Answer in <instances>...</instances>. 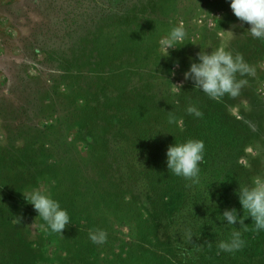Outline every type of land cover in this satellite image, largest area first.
Listing matches in <instances>:
<instances>
[{"label": "rangeland", "instance_id": "obj_1", "mask_svg": "<svg viewBox=\"0 0 264 264\" xmlns=\"http://www.w3.org/2000/svg\"><path fill=\"white\" fill-rule=\"evenodd\" d=\"M177 24L186 45L161 58L158 41ZM248 27L227 0H0V203L10 200L25 219L22 233L45 248L42 257L51 233L22 196L34 188L68 213L110 219L118 238L102 251L133 236L176 262V248L186 247L178 231L187 236L232 207L222 184L230 197L238 184L264 178V41ZM208 45L242 54L255 69L238 75L247 80L239 96L217 102L184 81L189 58ZM190 104L203 115L187 114ZM188 139L205 144L197 184L165 164L167 147Z\"/></svg>", "mask_w": 264, "mask_h": 264}, {"label": "clouds", "instance_id": "obj_2", "mask_svg": "<svg viewBox=\"0 0 264 264\" xmlns=\"http://www.w3.org/2000/svg\"><path fill=\"white\" fill-rule=\"evenodd\" d=\"M227 2L234 16L242 24L249 26L246 31L253 38L264 41V0H227ZM231 27H235V25ZM187 38L188 33L183 24L173 26L158 41L161 53L165 54L161 58L169 57L170 50L184 47ZM199 49L194 58H189V67L183 73L184 81H191L193 89L199 90L209 99L217 102H220L225 96L233 98L239 96L241 89L247 84V80L238 79V75L240 77L254 75L255 69L244 60L242 54L233 53L224 46L215 49L211 45L204 48L199 46ZM177 68H179V61H176L173 69L170 70L171 76H175ZM160 76L166 79L164 76ZM174 86L176 91L181 92L183 82ZM185 111L197 118L203 115L194 104L188 105ZM168 123H176V117L170 115ZM204 152L203 140L188 139L179 143L175 141L166 149V168L173 175L191 181L192 184H197L200 178L199 165L204 159ZM235 195L238 197L240 210L234 207L226 208L223 210L222 216L228 225H239V227L231 232L229 239L219 242L218 247L224 252H234L244 247L245 241L242 234L248 231L246 220L251 219L255 225V231H264V178L256 177L250 184H238ZM22 196L37 213V217L42 219L52 232L62 235L66 226L71 224L67 210L62 208L59 201L49 193L34 188L23 193ZM89 238L93 243L102 244L106 241L107 233L102 229L90 230Z\"/></svg>", "mask_w": 264, "mask_h": 264}, {"label": "trees", "instance_id": "obj_3", "mask_svg": "<svg viewBox=\"0 0 264 264\" xmlns=\"http://www.w3.org/2000/svg\"><path fill=\"white\" fill-rule=\"evenodd\" d=\"M141 172H146V167H139ZM142 184L143 190H147L146 196L151 194L148 178ZM228 181V180H227ZM221 196L233 197L231 208L240 210V204L235 192L230 197L226 195L229 188L226 184L221 186ZM232 192L233 189L231 188ZM6 204L0 203V264H231L230 260L236 259L241 263L264 264V231H255V225L251 219L245 221L248 231L243 232L244 247L234 252H224L219 249L221 241L230 238L231 232L237 230L239 225H228L222 216L224 207L216 214H208V217L200 224L199 230L187 233L178 231V237L182 239L184 246L176 248V262H172L173 255L168 251H160L153 243L143 239L128 237V241L121 243L119 249L113 247L108 251H102L108 241H115L118 233L110 219H100V223L86 219L78 213H68L71 224L66 226L62 235L52 232L50 229L53 248L47 258L42 257L45 248L30 235H24L25 219L17 217L8 208L10 200L2 199ZM148 204H153L148 199ZM153 209L144 210L150 217ZM150 213V214H149ZM242 215V212L240 213ZM131 228V222L126 221ZM102 229L107 233L106 241L102 244L93 243L89 238V231ZM131 235H134L133 230ZM163 237V235H161ZM193 239L191 245H186L187 239ZM102 248V249H100ZM159 257L164 262L159 263L155 258Z\"/></svg>", "mask_w": 264, "mask_h": 264}]
</instances>
